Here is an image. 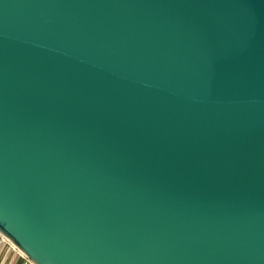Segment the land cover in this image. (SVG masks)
<instances>
[{"label":"water","instance_id":"obj_1","mask_svg":"<svg viewBox=\"0 0 264 264\" xmlns=\"http://www.w3.org/2000/svg\"><path fill=\"white\" fill-rule=\"evenodd\" d=\"M0 234L264 264V0H0Z\"/></svg>","mask_w":264,"mask_h":264},{"label":"crops","instance_id":"obj_2","mask_svg":"<svg viewBox=\"0 0 264 264\" xmlns=\"http://www.w3.org/2000/svg\"><path fill=\"white\" fill-rule=\"evenodd\" d=\"M0 264H31L19 254L18 250L7 244L0 242Z\"/></svg>","mask_w":264,"mask_h":264},{"label":"built area","instance_id":"obj_3","mask_svg":"<svg viewBox=\"0 0 264 264\" xmlns=\"http://www.w3.org/2000/svg\"><path fill=\"white\" fill-rule=\"evenodd\" d=\"M0 242L1 243H7V244H9V245H11V246H13L14 247V245L13 244H11L9 241H7L6 239H4V237L0 234ZM16 248V247H15ZM17 249V248H16ZM18 250V249H17ZM18 252H19V254L21 255V257H23L26 261H27V259H26V257L24 256V254L23 253H21L19 250H18Z\"/></svg>","mask_w":264,"mask_h":264}]
</instances>
